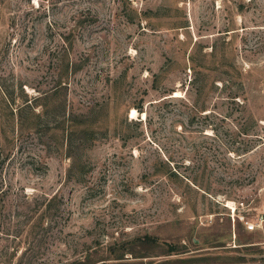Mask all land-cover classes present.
<instances>
[{
    "label": "rangeland",
    "instance_id": "1",
    "mask_svg": "<svg viewBox=\"0 0 264 264\" xmlns=\"http://www.w3.org/2000/svg\"><path fill=\"white\" fill-rule=\"evenodd\" d=\"M260 216L264 0H0V264H264Z\"/></svg>",
    "mask_w": 264,
    "mask_h": 264
},
{
    "label": "built area",
    "instance_id": "2",
    "mask_svg": "<svg viewBox=\"0 0 264 264\" xmlns=\"http://www.w3.org/2000/svg\"><path fill=\"white\" fill-rule=\"evenodd\" d=\"M242 219L240 220V222ZM264 223V217L260 216L259 219L253 222H245L244 225L248 231H254L255 229L259 228Z\"/></svg>",
    "mask_w": 264,
    "mask_h": 264
},
{
    "label": "trees",
    "instance_id": "3",
    "mask_svg": "<svg viewBox=\"0 0 264 264\" xmlns=\"http://www.w3.org/2000/svg\"><path fill=\"white\" fill-rule=\"evenodd\" d=\"M81 132H82L83 134L93 135V131H91V130L88 131V132H87L86 130H82ZM81 132H80V133H81ZM89 132H90V133H89ZM73 164H74V162H73ZM153 241H154V240H153Z\"/></svg>",
    "mask_w": 264,
    "mask_h": 264
},
{
    "label": "bare ground",
    "instance_id": "4",
    "mask_svg": "<svg viewBox=\"0 0 264 264\" xmlns=\"http://www.w3.org/2000/svg\"><path fill=\"white\" fill-rule=\"evenodd\" d=\"M175 96H177V94H175ZM142 115L144 116V114L142 113ZM227 206H233V204L232 203H230V202H227Z\"/></svg>",
    "mask_w": 264,
    "mask_h": 264
}]
</instances>
